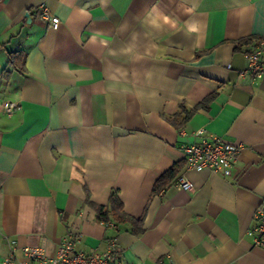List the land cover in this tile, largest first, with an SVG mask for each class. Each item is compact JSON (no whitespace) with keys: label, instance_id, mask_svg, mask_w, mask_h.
<instances>
[{"label":"crops","instance_id":"1","mask_svg":"<svg viewBox=\"0 0 264 264\" xmlns=\"http://www.w3.org/2000/svg\"><path fill=\"white\" fill-rule=\"evenodd\" d=\"M259 39L264 0H0V102L19 105L0 108V264L10 240L52 255L68 231L86 253L115 237L112 264H264V80L243 54ZM197 129L240 146L230 175L187 169Z\"/></svg>","mask_w":264,"mask_h":264},{"label":"built area","instance_id":"2","mask_svg":"<svg viewBox=\"0 0 264 264\" xmlns=\"http://www.w3.org/2000/svg\"><path fill=\"white\" fill-rule=\"evenodd\" d=\"M41 17L56 28L59 19L51 16L44 6ZM247 61V71L255 78L264 80V39H259L248 50L244 51ZM19 107L17 102H0V108L6 114H11ZM204 129H197L194 136L198 140L183 145L186 166L189 170H207L213 174L228 176L237 160L240 146L218 137L206 136ZM176 187L189 191L193 184L181 176L174 183ZM112 225V224H111ZM114 226V225H113ZM254 246H264V206L259 207L255 214V223L249 231ZM78 235L68 231L56 246L52 255L47 253L44 242L37 245L19 246L15 240H10V252L3 258L2 264H112L116 252V238L108 240L103 251L83 252L74 248ZM19 251L21 257H18Z\"/></svg>","mask_w":264,"mask_h":264},{"label":"trees","instance_id":"3","mask_svg":"<svg viewBox=\"0 0 264 264\" xmlns=\"http://www.w3.org/2000/svg\"><path fill=\"white\" fill-rule=\"evenodd\" d=\"M14 54V53H12ZM178 170V164H174L171 166L165 173H163L156 181L154 185V191L161 189L164 185H166L173 177L175 176ZM88 203L95 207L97 211V218L100 221H104L109 223L110 217L108 214V209L103 207L102 205H95L91 201L88 200ZM110 212H111V220L116 224L119 223H129L133 226L132 232L134 234H139L142 231V227L140 225L141 218H133L127 215L123 209L122 204L116 195H111L110 198ZM115 229L117 226L114 224ZM117 230V229H116Z\"/></svg>","mask_w":264,"mask_h":264},{"label":"clouds","instance_id":"4","mask_svg":"<svg viewBox=\"0 0 264 264\" xmlns=\"http://www.w3.org/2000/svg\"><path fill=\"white\" fill-rule=\"evenodd\" d=\"M191 31H195V28L191 29Z\"/></svg>","mask_w":264,"mask_h":264}]
</instances>
